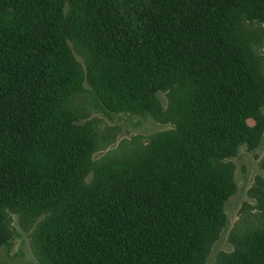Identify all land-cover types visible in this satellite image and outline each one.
Wrapping results in <instances>:
<instances>
[{
	"label": "trees",
	"instance_id": "16d2710c",
	"mask_svg": "<svg viewBox=\"0 0 264 264\" xmlns=\"http://www.w3.org/2000/svg\"><path fill=\"white\" fill-rule=\"evenodd\" d=\"M251 22L264 0H0V247L12 210L46 214V264H204L234 194L223 161L264 132ZM85 98L174 130L94 169ZM239 245L224 264H264V221Z\"/></svg>",
	"mask_w": 264,
	"mask_h": 264
},
{
	"label": "rangeland",
	"instance_id": "374dc122",
	"mask_svg": "<svg viewBox=\"0 0 264 264\" xmlns=\"http://www.w3.org/2000/svg\"><path fill=\"white\" fill-rule=\"evenodd\" d=\"M244 26L264 82V24L251 22ZM77 59L83 62L78 55ZM158 96L164 109H167V95L160 93ZM75 106L80 114L77 124L81 127L88 124L90 134L95 135L94 169L113 161L138 158L135 156L140 148L147 146L153 136L174 130V123L169 117L158 120L150 115L115 114L105 111L91 98L79 100ZM223 163L231 172L234 194L225 204V225L213 240L204 264H224L225 258L240 251V240L246 237L249 230L264 221V132L256 146H242L236 157ZM95 172L90 169L86 182L92 181ZM6 213L4 222L9 239L0 247V264H46L40 241L46 214L23 217L12 210Z\"/></svg>",
	"mask_w": 264,
	"mask_h": 264
}]
</instances>
